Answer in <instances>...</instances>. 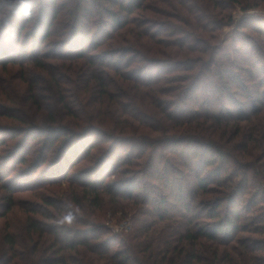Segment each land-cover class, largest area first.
Segmentation results:
<instances>
[{"label": "trees", "instance_id": "obj_1", "mask_svg": "<svg viewBox=\"0 0 264 264\" xmlns=\"http://www.w3.org/2000/svg\"><path fill=\"white\" fill-rule=\"evenodd\" d=\"M37 1L31 0V5L27 6L29 9V15L27 16L23 12L26 4H22L21 0L18 3L16 0L10 1L7 7L15 8H13V14L18 13V15L14 14V17L18 19L19 24L16 25L9 18L4 26L0 28V32L6 30L8 26L12 27L11 30H14V32L10 30V33L4 34L11 47L14 46V42L20 41L21 36H25L24 39L22 37L24 41L20 45V48H23V53H26L24 55L25 59L22 61L30 59L33 71L37 70V74L34 75L35 81L31 83V97L28 100L31 101V105L28 106L31 107L32 104L41 106L42 96L39 92L44 91L42 89L45 87L52 96V103L47 106L49 110L46 108L44 115L46 123L40 122L44 120L43 115L39 119L37 117L39 121L28 120L27 116L23 117L22 114L19 118L14 116L15 119L21 122L22 126L17 128L14 134H8L12 137L16 136V138L22 137V145L19 148L15 146L14 149H11L8 143H5V139L11 136L0 137V144H6L0 150V184L9 193L23 191L24 188L28 189L30 185L9 181L10 178L6 177H12V174H9L10 171L17 167L16 174L18 173L23 177L22 180H25L27 179L26 175L31 177L32 174L31 168L26 167L30 164L27 162H35L42 167L51 160L47 165L51 169L50 174L47 170H44L39 177L33 174V178L29 179L33 182L40 181L37 186L39 184L47 185L51 182H61L59 185L67 183L74 187L72 194L68 189V192L66 189L63 191V195H70V201L52 198L48 195L43 199L45 206L32 205L29 210L33 213L26 219L28 238L32 239L37 235H43L44 232L52 237L51 242L46 247H50L55 255L47 260V264H85L83 257L80 260V257L74 258L71 256L73 251L77 255V253H80L79 251L84 250L81 247L86 249L84 251H88L87 256L93 255L89 256L90 259L88 260L97 263L103 258L104 264H264L263 180L259 174H251L248 171L249 167L253 166L251 162L243 160L245 157L244 152L248 150L247 146H244L243 154L239 156L240 154L237 155L233 147L225 143L223 139L219 140L204 136L210 121L214 122L216 127H219V125L228 127L241 121H250L264 112V65L257 66V63H261V60L264 59V54L260 53L262 41L254 35L244 34V36L241 33L240 35L244 36L245 39H249L250 45L244 42L242 48L235 47L233 49L235 59H232L228 52L217 56L213 51L215 45L204 42L198 37L199 33H197V28L205 31V27L202 26L205 15L215 16V13L209 11L205 13L201 10L198 12V8L193 10L187 0H176L177 3L174 1V4L178 5L177 8L183 10L184 13L180 12L181 15L172 14L179 15L175 19L181 20L184 27H181L178 23L160 20L162 22L160 23L162 26L160 30H157L159 26L153 28L150 25L142 26L143 20H139L134 14L139 9L149 10L154 6L152 4L154 0H128V2L111 0L114 10L106 7L104 9L106 11H102L103 8L98 7L95 10L91 7L92 0H79V6L84 5V10L79 12L75 18H81L80 16H82L84 21L78 26L79 20L76 23L73 20L66 34L62 35H65L67 50L71 52L76 50V54L72 55L70 52L69 55L58 54V56H55L51 54L46 56L45 52L41 53L42 47L54 31L52 25H54V21H58L62 7L59 1L62 0H49V5H53V10L59 8V11L53 12L52 21L50 23L48 21L50 26L47 24L45 28L43 26L46 25V22H43V19V21L40 20L39 17L35 19L34 16ZM190 1L194 3V0ZM230 1L241 3L240 0ZM242 5L244 10L249 11L253 6L252 0ZM115 8L119 11L116 12ZM210 8L213 10V6ZM150 11L152 10L150 9ZM95 14L99 16L95 20L97 23H93L94 26L96 24V29H98L96 35L104 34L98 40L95 34L92 35V31L87 32L84 28V25L88 28L90 19ZM158 17V14H156L155 18ZM44 19H46V16H44ZM206 20H209V18ZM216 22L215 26L218 28L219 18L216 19ZM242 25H246L250 30L262 34L264 39V23L261 26L249 23ZM27 29H32V32L26 36ZM132 30H137V35L140 36L142 42L148 43V41H151L149 54L146 55L139 51L137 54L130 55L129 59L124 58L122 63L121 60L114 63L111 62V54H108V60H98L93 54L86 56L85 50H81L84 44H88L91 48L88 46L87 48L95 51L96 48L101 47L100 45L106 39H115L114 35L120 34L123 37H128V32ZM157 33H161L160 38H157V35H159ZM195 34L196 36H194ZM89 35H92L93 40L89 38ZM27 37L31 38L30 41L34 44L32 53L29 55L26 52ZM120 40L122 39L120 38ZM160 43H162L163 48L169 46L176 48V50H171L169 53L163 51L170 56L167 62L159 58V53H161ZM200 45H204L203 47L206 50ZM11 47L9 48L10 52L14 50V47ZM262 51L264 52V50ZM193 52L202 55L208 54V59L202 56L196 59L194 56H190ZM151 54H154V56H149ZM7 56L10 57L11 54L5 53V48L0 47V60H2L0 62L5 63L3 58ZM53 56L58 58V62H51L46 59L47 57L53 58ZM69 57H75V61L72 65L67 66L64 61L73 59ZM175 57L182 59H176ZM196 61L199 66L196 65ZM206 61H210V64L214 62V67L207 69L209 65ZM76 62L77 64H75ZM83 62L87 64L85 74H80L82 75L80 78L82 81L87 79L85 83L87 90H81L85 100H87L86 93L93 84L105 89L100 96L106 94L107 97L111 96L110 90H108L109 86L104 80L106 72H101V69L111 68L113 71L117 68L115 73L122 74V77L125 75L121 72L122 69L125 71L132 70L134 74L129 75L131 77L129 82L131 81L133 85L135 82L138 86L146 89L151 88L155 90L154 92L160 88L159 85L161 84L176 83L174 84L177 85L175 87H173V84L169 87H161L159 94L161 97L156 95L159 90L156 93L153 92V99L155 98L157 101L153 100L152 103L155 104L156 108L160 104V109L167 111V114L164 113L165 115L170 116V112L175 110L176 113L186 110V108H191L193 111L189 114H184L185 112L182 111L176 116L172 114L174 118H171V115L169 119L174 125L168 130L166 128L169 133L161 131L163 132L161 137L146 136L144 139L143 136L141 138V136L133 135L138 133L140 129L139 126H134L129 121L124 123L128 131L117 132L113 130L114 127H111L107 121V117H111V114L107 115L100 110V107H102L99 105L100 101L94 100L95 105L92 106L93 116L90 118L89 112L79 111L83 110L79 107L80 104L83 105L81 99L79 100V96H74L75 99H78V104H73L69 100V94L72 93L69 92L68 86L70 85L67 83L73 79V75L72 73L60 75L59 69L64 70L66 68L68 72L74 74L75 69L79 68ZM161 63L172 66L166 75L162 73L154 75L152 69L147 73L148 78L143 79L141 77V73L146 71L149 66ZM135 64L138 65L136 70H133ZM153 67L155 68V66ZM194 69L199 70L195 72ZM203 69L205 70L203 71ZM206 70H208V75L205 74ZM136 71H138L137 74ZM204 75L215 76L216 80L207 81L209 85V90L205 94L207 97L199 105L200 94H198L197 89H200V83L204 79ZM46 76L56 88V94L53 93V88ZM168 89H176V93L171 94L170 91H167ZM117 97L119 96L117 95ZM4 99L6 100V98ZM4 99L2 98V100ZM186 99L187 101H185ZM28 101L27 103H29ZM96 103H98V106H96ZM132 103L118 102L120 106L122 105V111L130 114L135 121L146 126L147 124L148 126L152 125L153 119L151 121V117L148 118V115L142 113L141 109ZM194 105L195 108H192ZM231 105L236 107L237 110L232 111L230 109ZM6 113L2 114L3 117L8 116ZM140 115L143 116L141 119L138 117ZM86 122L90 123L91 126L87 125L85 127ZM257 123L264 124L262 120L254 121L250 130L247 131V143L255 142L254 136ZM154 129L156 128L153 127V131ZM94 132L98 133L100 135L98 137L103 139L93 141L91 135ZM202 132H204L203 135ZM240 132L241 129L236 128L235 135L237 136ZM33 133H37V135H31ZM128 134L131 136H126ZM29 135L35 139L44 136L46 142L49 143L47 150L51 151L60 142L61 145L58 147L57 155L49 159L46 152H42L34 161L29 160V154H31L27 145L29 144L27 142ZM105 141H109V145L103 148L102 144ZM24 144L25 147H22ZM117 146L120 148L117 149ZM158 146L163 147V150H160ZM95 149L103 150V153L101 152L93 162ZM81 150L84 151L83 156L79 157L77 162H72V159L76 158V153H80ZM261 152H263L264 159V147L261 148ZM110 155L111 166L104 162ZM92 162V166L88 165ZM195 163L197 164L196 167L194 166ZM78 164L90 166H86L88 172H90L88 173L89 176H86L87 169L77 173L78 170L74 167H77ZM229 164H233V167ZM40 167L36 168L35 171H38ZM106 167H111L109 173L111 177L118 176L116 181L108 182L109 175L102 176V174H99V177L96 169L101 168L104 171ZM29 172L31 173L29 174ZM95 174L98 176L94 177ZM4 175L6 176L3 177ZM141 175L146 176L147 180L140 181ZM181 175L192 178L191 181L187 182L186 188L184 182L180 179ZM93 177L96 182L99 181V186L95 185ZM102 177L103 179H101ZM162 185L163 189L161 190ZM99 187L101 190H99ZM212 195H214V198ZM107 196L111 199L110 208L112 207L114 213L119 211L122 213L117 222L121 223L124 220L132 222V227L128 230L126 239L119 240L120 237L112 236L113 233H111V238H108L105 227H97L93 230H87L86 228L87 224L91 222L89 216H91L92 205L102 211ZM246 196L247 198H245ZM161 197L163 198L161 199ZM169 197L172 199L171 201H168ZM15 199L14 195L9 194L7 201H9V204L14 205ZM125 200H132L130 208L134 209L130 210L128 208L130 211H126L128 209L124 204L127 203H122ZM195 201H198L197 210L196 213L191 214ZM199 204H201L200 207ZM243 206H246L245 210ZM76 209H79L77 219L71 226L60 225L57 222L48 223L44 221V223L42 219L40 220L35 215L38 214L45 217V219L56 221L62 213L76 212ZM203 216H207L208 219H200ZM5 228L6 231L3 234L4 244L8 246V249L14 251L18 241L12 232H8V227ZM244 233L247 235L245 234L246 236L242 237ZM64 234L65 236L62 237ZM257 235L263 237L257 238L255 237ZM233 240L238 241V244L232 245ZM36 249L37 245L35 251H33L34 253ZM7 253L13 257L10 258L11 260L16 258L17 253L12 254L11 251H7Z\"/></svg>", "mask_w": 264, "mask_h": 264}, {"label": "rangeland", "instance_id": "obj_2", "mask_svg": "<svg viewBox=\"0 0 264 264\" xmlns=\"http://www.w3.org/2000/svg\"><path fill=\"white\" fill-rule=\"evenodd\" d=\"M13 0H0V28H2L5 24V22H7V20L10 18V21L15 23L16 25L19 24L18 19L16 17H14V9L12 7H7V4ZM17 3L20 0H16ZM93 2L90 4L91 7H93L95 10L99 8H103L102 11H106L104 10L106 7L111 9L112 5H111V0H92ZM125 2H128V0H124ZM174 1L177 3L176 0H154L152 2V4L154 6H152L150 9L152 11L149 10H141V9H137L138 11H135V17H137L139 20H143V24L142 26H151L152 28L155 26H159L157 30L161 29V25L160 23H162L160 20H164L167 21L169 23L173 22L175 24H179L181 25V27H184L183 24L181 23V20H176L175 18L179 15H172V14H180L184 13L183 10L178 9V5L176 6L174 4ZM190 4H191V9L193 10H198V12L201 11H209L212 13H215V16L213 15H205V18L202 20V26L205 27V31H201L200 29L197 28V33L198 37L200 39H202L204 42H209L214 44L215 46H213V51L215 52V54L220 55V54H224L225 52H228L232 59H235V52H234V48L235 47H243V43L247 42L248 45H250V41L249 39H245L244 38V34H247L249 36L254 35L255 37L258 38V40L262 41V48H261V54H264V52L262 50H264V39L262 34H259L257 32H254L252 30H250L248 27H246V25H242L244 23H249V24H259V26H261L264 23V0H252V8L249 9V11H246L243 9V5L246 2H251V0H240L241 3H232L230 0H194V3L191 2L190 0H187ZM7 2V3H6ZM61 2V11L60 14L58 16V21H54V25H52V30L53 33L52 35L49 37L48 41L45 42L44 46L42 47V52L47 54L46 56H50L51 54L58 56V54H63V55H69V53L71 51L67 50L68 46L66 45V38L65 35L62 36L64 33L66 34L67 30L69 29V25L70 23L74 20V22L76 23L78 20V26H80L82 24V22L84 21V18H82V16H80L81 18H75L77 16V14L79 12H83L84 10V5H80L79 6V0H62L59 1V3ZM168 2V3H166ZM221 2H223L221 4ZM199 3V6H198ZM10 4V3H9ZM8 4V5H9ZM31 5V0H28L26 3V7L28 5ZM256 4V5H255ZM89 5V6H90ZM16 6V5H15ZM198 6V7H197ZM211 6H213V10H211L212 8H210ZM114 8V7H113ZM112 8V9H113ZM7 9V10H6ZM35 12H34V16L35 19L37 17L40 18V20H42L43 22H46V25H44L43 27L45 28L48 24V21L50 23V21H52V17H53V12H58L59 8L56 10H53V5L50 4L49 5V0H38L36 2L35 5ZM114 10V9H113ZM115 11H119L117 8H115ZM157 13H156V12ZM181 12V13H180ZM197 12V13H198ZM98 13V12H97ZM158 14V18H155L156 14ZM170 13V14H169ZM196 14V12L194 13V15ZM15 15H18V13L16 12ZM82 15V14H81ZM44 16H46V19H44ZM98 14H95V16L90 19V24L88 25V28L86 25H84L85 30L88 32L89 30L92 31V35L94 36V34L96 35V33L98 32V29H96V24L95 26L93 25V23H97L95 20H97V18H99ZM219 18L220 22H219V26L218 28H216L215 24L216 19ZM165 18H169V19H165ZM207 18H209V20H206ZM5 20V21H3ZM211 20H213L211 22ZM89 21V20H88ZM49 25V24H48ZM50 26V25H49ZM150 27V28H151ZM12 27L8 26L6 27V30H3L0 32V47H4L5 48V53H9L11 54V56H7L3 59H5V63H1L0 62V137L1 138H5V136H11L9 134H14L17 131V128L21 127L22 124L20 121H18L15 118H19L22 114V116L24 117L25 115L27 116L28 120H33V121H39L38 119L40 118V116L43 115V119H44V115L46 113V110L48 109L47 106L50 105V103H52V96L51 94L48 92L47 87L43 88L41 91L39 92L42 96L41 98V106L37 105V104H32L31 107H29L31 105V101H28L31 97L30 94V90H31V83H33L35 81L34 75L37 74V70L33 71V68L31 67V60L27 59L25 61H22L25 59V54L23 53V48H20L21 42L24 41V37L25 36H21L20 41H18L17 43L14 42V50L10 52L9 48L11 47L9 45L8 40L5 39V33H10L9 31L11 30ZM31 28V26H30ZM83 28V29H84ZM149 28V27H148ZM187 28V27H186ZM196 29V28H195ZM1 30V29H0ZM125 30V29H124ZM12 32H14V30H11ZM152 31V29H151ZM27 32V33H26ZM25 32V35L27 36L28 34H30V32H32V29H27ZM165 32V31H163ZM120 33V32H118ZM243 34L244 36L240 35ZM103 33H101L100 35L97 34V40L100 38V36ZM159 35H157V38L161 37V33H157ZM164 34V33H162ZM194 34V33H192ZM251 34V35H250ZM92 35H89L90 39L93 40ZM104 35V34H103ZM200 35V36H199ZM196 36V34L194 35ZM23 37V39H22ZM116 37V38H115ZM140 36L137 35V30H132L128 32V37L126 36H121L120 35H114L115 39H106V41L98 46L100 48H96L95 51H92L93 49H89L91 47L88 46V44H84V46L81 47V50H85V54L86 56L93 54L94 56H96V58L98 60L101 59H105L108 60L107 57L108 54L112 55L111 58V62H117L118 60L122 61L124 60V58L129 59L130 55L132 54H137V52L139 53V51H142L143 53H145L146 55L149 54V50L150 45L152 44L151 41H148V43H144L141 41V39L139 38ZM165 38V36H163ZM108 38V37H107ZM120 38L122 40H120ZM148 38V37H147ZM28 39V43L26 46L27 49V55L32 53V47H33V43L30 41L31 38L27 37ZM149 39V38H148ZM65 40V42H64ZM96 40V41H97ZM90 42V41H89ZM101 42V41H100ZM92 43V42H91ZM154 44H158V43H154ZM90 45V44H89ZM87 46L89 48H87ZM201 47H203L204 45H200ZM11 47V48H13ZM25 49V50H26ZM203 49L206 50L205 47H203ZM160 50L161 53H159V58H162L164 60V62H167V60L170 58L169 55H167L165 52H163L164 50L167 51L168 53L171 50H176L175 47H168V48H163L162 43H160ZM72 55L76 54V50H73L71 52ZM156 54V53H155ZM201 53H197V52H193L190 54V56H194V58L198 59L201 56L203 58H207L208 59V54L207 55H200ZM114 55V56H113ZM154 56V54H151L149 56ZM53 56V58H49L47 57L46 59H48V61H57V57ZM200 56V57H199ZM129 57V58H128ZM187 57V56H186ZM69 58H73V59H69L67 61H64L65 65H69V64H73V61H75V57H69ZM176 59H182V58H177ZM173 59V58H172ZM66 60V59H65ZM175 60V59H173ZM2 61V60H0ZM14 61V62H13ZM60 61V59H59ZM235 61V60H234ZM208 62V61H206ZM264 59L261 60V63H257V66L264 65ZM63 63V62H62ZM79 63V62H78ZM120 63V64H121ZM77 64V62L75 63ZM138 64H135V69L136 70V66ZM196 65H198V62L196 61ZM208 67L207 69L214 67V62L213 64H210V61L208 62ZM244 65V63H243ZM155 66V68L153 67ZM199 66V65H198ZM262 66H261V70H262ZM78 67V65H77ZM69 68V67H67ZM170 68H172V66L168 65L167 63H161L159 65H151L148 67V69L146 71H144L143 73H141V77L143 79L148 78V71L153 69V73L154 75L158 74V73H162L164 75L167 74V72L170 70ZM197 68V67H196ZM71 69V68H69ZM87 69V64L86 63H81L79 68L75 69L74 74L73 72H68V70L66 68H64V70H60V75H67L68 73H72V80L70 82H68L67 84H69L70 86H68V90L70 93H72L71 95L69 94V100L73 103V104H78V99L74 98V96H79V100L81 99V102L83 103V105L80 104L79 107H81V109L83 110H79L81 112H89V117L91 118V116H93V104L95 105V101L97 100L98 102L100 101L99 105H101L102 107H100V110H102L103 113L105 114H111V117H107V121L110 123L111 127H114L113 130L117 131V132H121V131H128L127 128H125L124 123L126 121H129L130 123H132V125L134 124V126H139V132L133 135H137V136H143V138L145 139L146 136H152V137H161L163 134V132L161 131H165L167 133H169L167 130L170 129L171 127H173V122L169 119L170 116L173 114L174 116L179 115L182 111L185 112L184 114H189L191 111H193L191 108H186V110H182L179 112L175 113V110L170 112L171 115H165L167 114V111H163L162 109H160V104L158 106V108L155 107V104L152 103V101H157L155 100V98L153 99V92L155 90L151 89V88H144L141 86H138L137 84L134 85L131 84V81L129 82V80H131V77H129L130 74H134L131 71H125L124 69L121 70V72L125 75L124 77H122V74H116L115 72H117V68L116 70H113L111 68H103L101 69V72L105 73V83H107V89L110 90V95L109 97H107L106 95L100 96L102 94V91L105 90L103 89L101 86L99 85H91L89 87V91L88 93H86V98L87 100H85V97L82 96V92L81 90H87L86 89V80H81L80 78L82 77V75L80 74H85V70ZM206 69V68H205ZM203 69V71L205 70ZM120 70V69H119ZM118 70V71H119ZM195 72L198 71L199 69H194ZM100 71V70H99ZM105 71V72H104ZM138 73V71H136V74ZM205 74H209L208 70L205 71ZM47 75V74H46ZM203 76L204 79L201 81L200 83V89H197L198 94H200V97L198 99V104H202L203 100H206V92H208L209 90V85L207 83V81H211V80H216L215 76L213 77H209V76ZM48 76V75H47ZM47 78V80L49 81L50 79ZM134 76V75H132ZM84 77V76H83ZM133 79V78H132ZM65 82V81H64ZM212 82V81H211ZM51 87L53 88L52 91L53 93L55 92L56 94V88L54 87V85L52 84V82H50ZM133 83V82H132ZM173 84V87L177 86L174 85L176 83H167V84H161L159 85L160 88H158L157 90H159V93H157L156 95L160 96V90L161 87H169ZM88 86V84H87ZM156 90V92H158ZM167 91H170L171 94H175L176 93V89L170 90L168 89ZM152 92V93H151ZM154 92V93H156ZM117 95L119 97H117ZM202 96V97H201ZM111 97V98H110ZM156 97V96H155ZM161 97V96H160ZM2 98H6V100H2ZM16 99V100H15ZM18 100V102H17ZM27 101L29 103H27ZM58 101V98H57ZM178 101V100H177ZM187 101V99L185 100ZM118 102L121 103H132L133 105H137L139 109H141L142 113H144L145 115H148V118L151 117V121L153 119V124L148 126L139 123L138 121H135L130 114L123 112V108L122 105L120 106V104H118ZM181 103V101H179ZM177 102V103H179ZM13 104V105H12ZM30 104V105H29ZM193 104V101H192ZM29 105V106H28ZM198 105V106H199ZM96 106H98V103H96ZM197 106V105H196ZM59 107V106H58ZM149 107V108H148ZM47 108V109H46ZM192 108H195V105L192 106ZM191 109V110H189ZM230 109L232 111H236L237 108L234 106H230ZM6 110V112H5ZM49 110V109H48ZM8 114V116L3 117L2 114ZM165 113V114H164ZM171 116V118H174V116ZM15 116V118H14ZM38 117V119H37ZM139 119H141L143 116L140 115L138 116ZM260 119H257V118ZM257 120H262L264 122V112L261 113L260 116H257L253 119H251L250 121H241L236 123L233 126H224V125H219V127L214 126V122H208L209 126H207V132H205L206 137L209 138H213V139H219V140H224L225 143H227L228 145L233 147V150L235 151V153L239 156H241L242 150L244 148V146H247L248 150L244 152L245 157L243 158V160H246V162H251L253 167H249L248 171L251 174H259V176L261 177V179L263 180L264 183V159H263V152H261V148L264 147V141H263V136H264V124L263 123H257V128L255 129V142L252 143H247V131L250 130L251 126L254 124V121ZM46 120H41L40 122H45ZM90 122V121H88ZM86 122L85 123V127L91 126L90 123ZM135 122V123H134ZM211 123V124H210ZM98 125V124H97ZM153 127L156 128L153 131ZM16 128V129H15ZM25 128V127H24ZM236 128H239V130L241 129V132L238 133V135H235V131ZM217 129V130H216ZM153 131V132H152ZM9 133V134H8ZM172 133V131H171ZM204 132H202L201 134L203 135ZM8 134V135H7ZM31 135L36 136L37 133H33ZM31 135H29V138H27V142L29 144L28 145V149H30V157L28 158L29 160L34 161V159L36 157H39L40 154L42 152H46L47 157L50 159L51 157H55L58 153V147L61 145L60 142H58V144L53 148V151L51 150H47L48 147L47 145H49V143L46 142L45 137L43 136H39L38 139H35L34 137H32ZM28 136V135H27ZM92 140L96 141L95 139H98L99 141H101L103 138L98 137L100 136L98 133L94 132L92 135ZM126 136H131L130 134L126 135ZM5 143H8V146L11 147V149H14L15 146H17V148H19L22 145V137H7V139H5ZM35 140V141H34ZM1 141V140H0ZM109 141H105L103 145V148H106L109 144ZM246 143V145H244ZM6 144H0V150L2 148H4V146H6ZM259 144V145H258ZM32 145V146H31ZM101 146V144H99ZM13 146V147H12ZM189 146V145H188ZM187 146V147H188ZM25 147V144L22 146ZM159 147V146H158ZM190 147V146H189ZM120 147L117 146V149H119ZM10 149V150H11ZM26 149V148H25ZM24 149V150H25ZM160 150H163V147H159ZM190 149H192L190 147ZM107 150V149H106ZM103 150H94V161L97 159L96 157H98L101 152ZM103 153V152H102ZM84 151L81 150L80 153H76V158L72 159V162H77V159L81 156H83ZM74 156V155H73ZM46 157V158H47ZM45 158V159H46ZM52 159V158H51ZM218 160H220L218 158ZM16 161V160H15ZM51 160H49L45 165H43V170L40 172V170L42 169V167L39 166V164L37 165V163L35 162H27L30 163L29 165H27L26 167L28 169L31 168L32 174L30 175L31 177H29V175H26L25 180H22V176H20L18 173L16 174L17 171V167H14L13 170L10 171L9 174H12V177H6V178H10L9 181H15L16 183H25L27 185H30V188L26 189L24 188L23 191H13L12 192H8L6 191V189L3 188V185L0 184V264H47V260L51 259L55 253L53 252V250H50V247H46L48 243L51 242V235L48 233H45L43 235H37L36 237L29 239V233L27 231V225H26V219L28 216H30V214H32L33 212H30L29 210L31 209L32 205H44V201L43 199H45V197L48 195H50V197H55L57 199H63L64 201L67 199V201H70V195L66 196L63 195V191L69 192L72 194L74 187L72 185H68L67 183H63L61 185H59L61 182L59 183H54L51 182L50 184L47 185H38L37 184L40 181H32L30 179H32L33 174L36 177H39L42 172L44 170L48 171V174H50L51 169L50 167H47V165L49 164ZM92 163H89L88 165L92 166ZM105 164H110L111 166V155L106 159ZM25 165V164H24ZM88 165H79L77 167V173L81 172L83 170H86V176H89L88 172ZM230 166L233 167V164H229ZM88 166V167H86ZM194 166L196 167L197 164L195 163ZM40 169L38 171H35L36 168ZM102 168V167H101ZM96 169L97 170V174H102V176L104 175H109V173L111 172V167L109 168H104V171H102V169ZM233 169V168H231ZM31 172H29L30 174ZM98 175H93L98 176ZM6 175H4L3 177H5ZM109 179L107 180V178H105V180H107L108 182L111 183V181H116L117 177H114L111 175H109ZM35 177V178H36ZM93 177V182H95L96 186H99V181L96 182L95 178ZM100 177V175H99ZM17 178V179H16ZM25 178V175H24ZM30 178V179H29ZM214 178V177H212ZM240 178V177H239ZM29 179V180H28ZM37 179V178H36ZM83 179H85V177H83ZM103 179V177L101 178ZM180 179L184 182V186L186 188L187 182L191 181V177L190 176H186V175H181ZM43 180V179H42ZM146 176L141 175V179L140 181H145ZM8 181V180H7ZM106 181V182H107ZM42 182V181H41ZM66 182V181H64ZM92 182V183H93ZM148 182V181H147ZM14 185V183H13ZM13 185H11V187H14ZM36 185V186H35ZM17 187V185H15ZM32 187V188H31ZM46 187V188H45ZM15 188V187H14ZM45 188V189H44ZM68 189V190H67ZM158 189V187H157ZM163 189V185L161 190ZM16 190V189H15ZM22 190V189H21ZM99 190H101V188L99 187ZM139 193H141L139 191ZM9 194L12 196H15V203L14 205L9 204L7 201V198L9 196ZM152 196V195H151ZM214 198V195H212ZM70 197V198H69ZM163 197H161L162 199ZM212 198V197H211ZM244 198V196H243ZM247 198V196L245 197ZM172 199L169 197L168 201H171ZM241 201V199H240ZM198 201H195L193 204V207L191 209V214L196 213L197 210V204ZM243 202V200H242ZM69 203V202H68ZM111 199H109V197L107 196V200H105V207H103L102 211H99L98 209L95 208L94 205H92L93 207H91V216H89V220L91 222H89L86 226L87 230H93V229H97V227H101L104 228L105 230H107L106 232V236L109 238H111V233L112 236L116 235L119 236V240L123 239L128 236V230L131 229L132 227V222L128 221V220H124L121 223L117 222V220L120 219L122 213L119 211L118 213H114V211L112 210V207L110 208V204H111ZM122 203H127L126 205L124 204V206L128 209L132 206V200H125L122 201ZM245 203V202H243ZM107 205V206H106ZM109 206V207H108ZM201 206V204H199V207ZM246 208V206H243V209ZM134 208H130V210H132ZM129 209L126 211H130ZM203 210V209H202ZM245 210V209H244ZM38 216V218L41 220H43V222H57L56 221H52L51 219H45V217L40 216L38 214H35ZM208 219L207 216H203L200 219ZM199 219V220H200ZM54 220V219H53ZM44 222V223H45ZM8 227V232H12L16 238L17 245L15 246V250L12 251V249H8V246L6 244H4V239H3V234L6 231V228ZM89 228V229H88ZM246 233L242 234V237L246 236ZM65 234L62 236L64 237ZM249 236V235H248ZM257 238H261L263 236H255ZM49 241V242H48ZM232 245H237L238 241L233 240L231 242ZM37 245V249L36 252L34 253L33 251H35V246ZM49 248V249H48ZM81 249L86 250L85 248L81 247ZM81 250L79 251L80 253H76L73 251V253H71V256L74 258H78L81 260V258H84V263L86 264H104V260H100L97 263L96 262H92L88 259H90L89 256H93V255H89L87 256V252L88 251H84ZM4 251H6L5 253H3ZM7 251H11L12 254L17 253L16 254V258H14L13 260H11L10 258H13L12 256H9V253H7ZM34 254V255H33ZM82 258V259H83ZM11 260V261H10ZM245 260V259H244ZM246 261V260H245ZM92 262V263H90ZM247 262V261H246ZM248 263V262H247ZM74 264V263H72Z\"/></svg>", "mask_w": 264, "mask_h": 264}, {"label": "clouds", "instance_id": "obj_3", "mask_svg": "<svg viewBox=\"0 0 264 264\" xmlns=\"http://www.w3.org/2000/svg\"><path fill=\"white\" fill-rule=\"evenodd\" d=\"M21 3L26 4V0H21ZM23 12L25 16L29 15V9L26 6L23 8ZM78 212H79V209H76V212L68 211L66 213H62L59 216L57 223L60 225H67V226L73 225L77 219Z\"/></svg>", "mask_w": 264, "mask_h": 264}]
</instances>
